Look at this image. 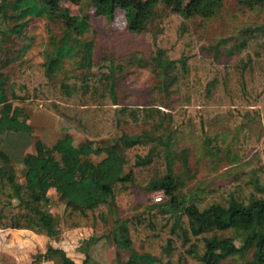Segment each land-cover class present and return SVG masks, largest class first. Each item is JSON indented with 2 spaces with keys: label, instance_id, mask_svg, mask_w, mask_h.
Segmentation results:
<instances>
[{
  "label": "trees",
  "instance_id": "16d2710c",
  "mask_svg": "<svg viewBox=\"0 0 264 264\" xmlns=\"http://www.w3.org/2000/svg\"><path fill=\"white\" fill-rule=\"evenodd\" d=\"M51 1V7L46 6L49 15L64 20L67 34L86 30V16L72 15L61 7L57 14L58 2ZM246 1L251 7L264 5V0ZM160 2L172 10L161 18L152 60L177 85L178 99L169 110L156 100L146 105H120L114 79L106 86L101 83L103 70L80 78L69 76L54 85V73L64 51L46 63L28 66L21 78L11 79L8 91L1 71L8 62L7 32H17L21 24L12 26L11 22L38 7L35 0H0V229L57 235L50 209L51 189L69 207V213L79 211L86 219L92 214L88 222L96 227L112 215L111 202L120 188L142 182L150 192L163 191L167 200L153 203L129 218L124 238L117 241L131 254L118 264H221L229 256L245 254L253 247V258L241 264H264V162L253 173L238 174L235 184L202 189L192 201L185 202L178 195L180 181L173 172L169 150L157 146V133L165 130L166 124L179 120L184 125L180 108L188 110L195 105V111L213 114L223 107L242 113L245 108L257 106L264 115V24L245 28L239 59L220 65L199 51L194 32L178 15L211 17L218 7L217 0H94V6L97 15L110 20L117 10L125 11L129 31L151 36L147 25L160 14L156 10ZM84 44V65L98 67L93 58L94 41ZM21 104H41L84 132L88 140L77 146L73 136L66 134L52 145L42 139L35 141L34 126ZM123 124H146L151 129L130 135L121 129ZM11 135L15 138L10 139ZM97 140L102 144L95 147ZM8 141L14 147L13 154L6 149ZM32 143L35 152L25 153ZM217 143L210 142L213 150L221 149ZM93 154L104 157L94 161ZM12 155L25 168L23 182L13 166ZM101 206L108 207V214L100 212L98 217L91 212ZM82 216L75 215L77 223L67 227L81 225ZM230 230L242 237L240 246L225 234ZM90 240L92 243L95 239ZM83 252L86 258L82 264H89L90 253L85 249ZM161 256L167 260L163 262ZM44 259L79 264L64 249L52 246L30 264H41Z\"/></svg>",
  "mask_w": 264,
  "mask_h": 264
},
{
  "label": "rangeland",
  "instance_id": "374dc122",
  "mask_svg": "<svg viewBox=\"0 0 264 264\" xmlns=\"http://www.w3.org/2000/svg\"><path fill=\"white\" fill-rule=\"evenodd\" d=\"M56 1L57 14L58 7H61L68 9L72 15L86 16L83 18L88 25L86 30L83 33L67 34L64 20L56 15L54 17L49 15L46 6L51 7L52 1L35 0L38 8L23 19L19 21L14 19L11 22L12 26L21 24L17 26V32H7L8 44L5 51L8 62L1 71L8 91L11 79L21 78L22 71L28 66L46 63L64 51L62 61L54 73L52 80L54 85L69 76L80 78L89 76L91 71L103 70L101 83L106 86L112 78L114 79L120 105H146L156 100L169 110L176 103L179 95L177 85L172 84L170 77L156 68L152 60L153 43L159 23L162 16L172 10L169 6L163 2L157 5L156 10L160 14L153 17L147 25L150 36L145 32L129 31L126 13L121 9L117 10L115 18L110 20L96 14L94 0ZM217 5L216 12L211 17L198 15L184 18L178 15L194 32L199 41L198 49L203 55L213 58L220 65L235 63L239 59L241 44L244 41V29L264 24V5L251 7L246 0H217ZM90 40L94 41L93 58L98 67L89 68L84 65V41ZM27 79L29 80V77ZM21 105L34 126L35 141L42 139L52 145L58 137L66 134L73 136L74 144L77 146L88 140L84 132L41 104ZM196 108L195 105L188 108L189 111L187 108H180L181 116L186 120L184 125L176 120L173 124H166L165 130L157 133V146L159 149L168 148L173 172L180 181L178 195L185 202L192 201L202 189L235 184L238 174L253 173L257 166L264 162V115L260 107L250 106L242 113L230 107H223L213 114L195 111ZM187 113L189 115L185 117ZM121 129L130 135H136L151 129V125L123 124ZM11 138L15 137L11 135ZM213 140L219 142L217 144L221 145V149H212L210 142ZM101 144L97 140L94 146L98 147ZM6 149L11 153L14 150L10 141ZM16 157L12 155V163L23 182L26 171ZM91 157L94 161H99L104 154L100 156L93 154ZM145 186L142 182H135L120 188L116 199L111 202L114 207L112 215L106 223H96V227L88 222L92 214L90 219H86L79 211L69 213V207L54 189L49 190L50 209L57 232V235L49 236L69 240L68 244L71 247L69 252H76L72 256L79 264L86 258L84 249L90 253L89 264H118L126 261L131 250L123 248L117 240L124 238L123 229L129 218L153 203L167 200L163 191L150 192ZM158 196L162 197L159 201L156 199ZM100 208L91 212L98 214V217L101 215L100 212L108 214V207ZM75 215L83 217L82 224L67 227L71 223H77L74 221ZM95 217L99 219L93 215L94 219ZM69 230H72V233L69 234ZM7 232L10 234L8 242L13 245L15 251L25 253L23 250H17L16 240L20 236L16 231L8 229ZM225 234L232 237L238 246L243 243L242 237L237 236L234 230ZM90 239L95 240L89 243ZM84 241L86 242L83 243ZM134 247L140 250L136 244ZM254 250L253 247L245 254L229 256L221 264H241L251 260ZM6 256H0V264H15ZM161 260L164 262L167 258L161 256Z\"/></svg>",
  "mask_w": 264,
  "mask_h": 264
},
{
  "label": "crops",
  "instance_id": "0c3cea01",
  "mask_svg": "<svg viewBox=\"0 0 264 264\" xmlns=\"http://www.w3.org/2000/svg\"><path fill=\"white\" fill-rule=\"evenodd\" d=\"M62 137V136H60ZM58 137V138H60ZM33 147V149H32ZM34 144L32 143L29 147L25 148V153L35 152ZM12 157V156H11ZM92 228H90L91 230ZM15 230L17 235L20 236L18 240H16V245H18L17 250H23V252L15 251L13 245L8 242V236L10 234L7 232L8 229H0V256L10 257L15 264H30L40 255L45 254L49 247L52 246L54 248L64 249L69 257L73 260V254L70 253L69 249H71L70 244H68L69 240L58 239L56 237L52 238L49 235H40L31 230L26 229H10ZM69 234L72 233V230L68 231ZM49 244V245H48ZM9 245V246H8ZM47 246V248H46ZM14 250V251H13ZM77 263L78 261L75 260ZM41 264H60L58 260H43Z\"/></svg>",
  "mask_w": 264,
  "mask_h": 264
},
{
  "label": "built area",
  "instance_id": "2783aa9c",
  "mask_svg": "<svg viewBox=\"0 0 264 264\" xmlns=\"http://www.w3.org/2000/svg\"><path fill=\"white\" fill-rule=\"evenodd\" d=\"M161 198H162L161 196L156 197L157 201H159Z\"/></svg>",
  "mask_w": 264,
  "mask_h": 264
}]
</instances>
